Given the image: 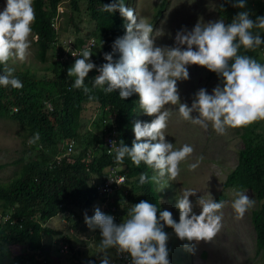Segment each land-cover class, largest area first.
<instances>
[{"label": "clouds", "instance_id": "1", "mask_svg": "<svg viewBox=\"0 0 264 264\" xmlns=\"http://www.w3.org/2000/svg\"><path fill=\"white\" fill-rule=\"evenodd\" d=\"M131 1L129 7L124 0H113V3L103 7L105 12L118 11L119 23H125L126 31L114 41L113 53L98 56L95 58L98 62L91 59L93 40L87 39L88 33L79 35L78 24L71 22L70 18L68 21L78 29V33L75 31L74 37L68 40L58 36L53 46L66 56L64 59L56 58L60 62L67 60L64 68L66 89L80 92L82 89L88 95L87 99L79 103L77 120L80 132L105 136L102 147L94 148L96 153H86L84 168L86 184L91 185L97 198L102 199L94 201L79 216L62 210L54 218L62 216L69 222L67 217L70 216L75 218V224H80V217H84L91 231L98 230L101 241L95 247L96 252L102 254L100 264H111V249H115L117 258L123 264H128L130 258L131 264H170L169 253L171 257L173 251L179 253L184 250L189 258L192 248L189 244L210 242L221 231L224 198L231 191L235 197L231 207L237 220L242 219L255 204L244 190L233 188L230 191V188H224L216 201L209 194L208 199L200 197L195 205L199 206L200 213L195 214L192 200L203 189L182 183L179 177L183 175L194 183L201 182L198 173H211V159L203 148L181 141L180 134L183 131H202V127L207 128L210 123L217 134L225 135L229 129L243 128L264 120V64L240 52L242 48L254 51L264 45L261 35L264 32V16L253 21L247 11H242L228 24L223 19L208 23L198 21L191 31L182 30L176 34L175 47H161L156 45V38L162 32L157 30L154 34L153 25L147 18L136 14L130 6ZM37 2L6 0V6L0 11V65H3L0 86H10L13 88L11 91H20L23 83L13 75L14 69L8 66V62H23L31 55L32 42L35 46L38 37L31 27L35 21L33 6ZM62 3L65 0H60L59 5ZM59 5L52 24L57 34L55 20L59 15ZM234 7L245 8L246 0H236ZM158 17L155 18L158 20ZM31 36L34 41L30 39ZM76 36L84 40V46L80 49L74 46ZM86 43L88 48L83 49ZM189 65L204 67L222 80V86L217 85L212 94L200 89L191 107L179 102L177 88L178 81L189 79ZM24 68L29 69V72L31 70L28 66ZM36 70L43 71L41 67ZM59 88L62 86L59 85ZM96 95L113 96L117 101L131 105L122 119L123 125L114 122L108 107L99 106ZM21 99L20 92L12 107L0 106V111L7 109L17 113ZM91 108L100 112L96 120L91 114L89 120L92 130L83 132L81 116ZM193 112L198 113L197 118H193ZM130 114L132 121H135L133 124L129 123ZM33 119H43L49 127L55 122L58 125L60 117L59 114L56 116L51 100L41 105L37 98L24 126L20 128L15 123L21 134L23 148L28 144V149L32 145L36 148L42 144L39 132L32 138H24L27 131L35 127L31 124ZM0 120L13 121L1 117ZM193 124L195 127L191 128ZM61 128L63 126L57 127L60 149L54 160L58 164L62 161L72 164L79 152L93 140H81L77 144L75 138H66ZM120 131L126 135L125 139H120ZM41 148L48 157L49 148ZM33 150L39 153L37 149ZM102 152L106 164L100 172H93L89 164L94 156H102ZM191 155H196L197 160H193ZM34 160L35 156L31 153L30 161ZM124 160L133 170L141 165L145 170L140 175L130 176L126 172ZM148 184L152 191L159 192L155 203L146 201L149 198L146 195L141 197V194H136ZM169 185L173 189H180L176 206L164 191ZM132 189L136 191L129 194ZM121 199L127 218H123L116 208ZM165 226L168 228L164 231ZM169 234L175 237L171 244H167ZM189 263L192 264V261Z\"/></svg>", "mask_w": 264, "mask_h": 264}, {"label": "trees", "instance_id": "2", "mask_svg": "<svg viewBox=\"0 0 264 264\" xmlns=\"http://www.w3.org/2000/svg\"><path fill=\"white\" fill-rule=\"evenodd\" d=\"M166 1L154 8L156 18L163 12ZM82 2L90 21L87 39L93 40L94 45L90 48L93 53L91 59L113 53L114 41L122 37L126 31L125 23H119L118 11L109 13L103 10V7L113 3V0H69L68 5L79 15L82 11ZM235 2L236 0L218 1L217 16L226 24L231 23L241 9L234 7ZM248 2L246 0V5ZM59 3L60 0H38L33 6L35 21L31 27L32 32L38 35L34 59L42 63L41 70L45 74L38 78L36 69L29 72V69L24 68V64L15 66L8 64L14 69L13 75L23 83V88L19 89L20 91H11L13 88L10 86H0V106L4 108L12 107L18 100L20 92L22 93L17 113L7 109L0 111L1 118L13 120L12 122L20 128L24 126L37 98L41 105L51 100L56 116L59 114L60 117L57 120L58 125L55 122L49 127L43 119L31 121L35 127L28 130L24 138H32L36 132H39V140L42 144L36 148L33 145L31 149L23 148L21 157L10 163L11 166L20 168L18 175L7 182H0V264H64L61 263L60 257L68 260L70 264H100L101 261L95 256L85 258L83 252H78L70 237L59 238L60 241L56 244L54 242L56 237L52 236H58L60 233L53 231L47 224L62 210L79 216L82 211L102 199L97 198L94 188L86 184L84 168L86 153L88 151L96 153L94 148L102 147L105 136L80 132L77 120L79 103L87 99L88 95L84 94L82 89L81 92L66 89L64 68L67 66V60L64 62L56 60L63 55L61 50L57 51L53 47L59 36L52 27ZM253 3L255 10L250 12L249 16L255 21L257 17L264 16V0H253ZM70 21L73 22L72 17ZM77 33L78 29H76ZM261 35L264 37V32ZM74 46L80 49L84 46V40L76 36ZM85 48H88L87 43L83 49ZM240 52L264 64V45L254 51H245L242 48ZM95 62L98 60L95 59ZM0 74H3V65H0ZM215 74L211 72V75ZM59 85L62 88H59ZM96 97L101 108H109L114 122L123 125L122 119L129 112L131 105L117 101L113 96L96 95ZM261 125V122L257 121L252 125L234 129L240 135L243 147L237 151V164L229 170L223 184L224 188H230V191L233 188L250 190L257 200L258 206L252 212L251 222L255 231L254 255L258 264H264V128ZM58 126H63L61 130L65 132V137L75 138L77 144L81 140H93L79 152L72 164H67L65 161L58 164L54 160L58 154ZM108 127L111 129V126ZM125 138L126 135L120 131V139ZM41 146L49 148L48 157L44 155ZM33 149H37L39 153H35ZM31 153L35 156L34 162L30 161ZM101 155L94 156L89 164L93 172H100L106 164L104 153L102 152ZM124 163L126 172L130 176L140 175L145 170L143 165L133 170L126 160ZM7 166L9 165L0 164V170ZM135 191L132 189L129 194ZM136 194H141V197L148 196L146 201L149 203H155L157 200L149 184L144 185L140 192L136 191ZM120 202L116 208L123 218H127L123 199ZM67 218L69 222H74L75 218L70 216ZM72 227L76 229L77 225L74 224ZM167 228L165 226L164 231ZM94 236L97 239L94 245H98L101 241L98 230L94 231ZM51 246L56 248L54 254ZM90 252L94 254L95 251L90 250ZM168 258L170 264H190L187 252L184 250L179 253L173 251L171 257L169 253ZM128 264H131V258Z\"/></svg>", "mask_w": 264, "mask_h": 264}, {"label": "rangeland", "instance_id": "3", "mask_svg": "<svg viewBox=\"0 0 264 264\" xmlns=\"http://www.w3.org/2000/svg\"><path fill=\"white\" fill-rule=\"evenodd\" d=\"M219 0H167L163 12L159 15L158 20L154 17V8L158 7L164 0H132L131 8H133L139 17L147 18L148 22L153 25L154 34L157 30L162 32V35L156 38V45L161 47H175L176 34L182 30L191 31L198 21L208 23L209 21L220 20L217 16V5ZM246 7L240 9L238 13L247 11L248 13L254 12L255 3L253 0H248ZM125 5L129 7V0H125ZM69 1L59 5L58 17L55 20V27L58 29L59 38L68 40L73 36L77 28H79V35H86L88 33V26L90 21L86 15L85 5L81 3L80 14L73 12L69 7ZM6 6V0H0V11H3ZM72 17L75 19L73 23H77L78 27L74 28L72 23L68 20ZM74 37V36H73ZM30 39L34 41L31 36ZM186 47V46H185ZM35 46L31 45V55L23 62L19 60L8 62L9 65L24 64L31 68L37 69L42 66L34 59ZM63 55L61 58H65ZM189 79L178 81L177 88L180 96V103H186L191 107L196 99V94L200 89H205L208 94H212L213 89L217 85L222 86L221 78L204 67L197 65H189ZM44 71H37V77H42ZM178 107V105H177ZM99 110L91 108L90 111H85L81 116V131L92 130L91 121L89 117L93 114V119H97ZM193 118L198 117V113H192ZM129 123L133 124L131 114L129 116ZM261 126L264 128V120H261ZM195 126V124H193ZM180 140L192 143L199 149H204L210 157L211 173L206 171H199L198 177L201 182H195L185 176H180L179 179L182 183L192 184L193 187L203 189L198 196H196L192 203L194 205L193 211L195 214L200 213L199 206L196 201L200 197L210 198L214 201L218 199L223 193V184L226 175L230 169H233L237 164V151L243 147L240 135L234 130L229 129L225 135L217 134L211 124L207 128L202 127L201 130L183 131L180 134ZM30 145H25L28 149ZM24 145L21 141V134L17 125L9 120H0V164L9 165L0 170V182L8 181L18 175L20 168L11 166L10 163L21 157V150ZM60 146H58V150ZM193 160H197L196 155H191ZM14 180V179H13ZM12 181V180H11ZM10 181V182H11ZM163 191V190H162ZM164 191L169 195L173 205L176 206L178 198L176 197L180 189H173L171 185L165 188ZM246 194L255 201L254 206L249 209L242 219L237 220L236 214L231 205L235 199L232 192L224 198L225 207L223 212V227L221 231L210 242H192L189 244L191 251L189 258L192 264H258L254 255L255 248V231L251 222V215L253 210L258 206L254 194L249 190H244ZM156 195L158 191L154 192ZM96 205V204H95ZM98 206H95V208ZM94 214V210L92 211ZM82 222H68L62 216L51 219L47 224L49 228L60 233V236L54 238V242L59 243V238L70 237L78 252H83L85 258L95 256L99 260L102 254L96 252L95 243L97 239L94 236V231H91L85 224L84 217H80ZM77 225L73 228L72 225ZM51 237V236H50ZM52 237H55L52 236ZM168 243L175 240L173 234L168 235ZM46 239V238H45ZM52 240V239H51ZM45 241V240H44ZM76 241V242H75ZM21 249V247H19ZM55 247L51 246L52 253L54 254ZM90 250L95 251L94 254ZM77 252V253H78ZM61 263L70 264L68 260L60 257ZM109 259L111 264H123L118 258L115 249L109 250Z\"/></svg>", "mask_w": 264, "mask_h": 264}, {"label": "bare ground", "instance_id": "4", "mask_svg": "<svg viewBox=\"0 0 264 264\" xmlns=\"http://www.w3.org/2000/svg\"><path fill=\"white\" fill-rule=\"evenodd\" d=\"M195 126H192L191 128H194Z\"/></svg>", "mask_w": 264, "mask_h": 264}]
</instances>
